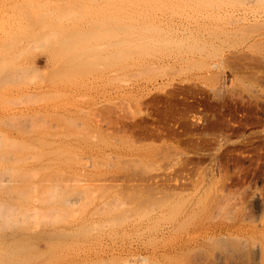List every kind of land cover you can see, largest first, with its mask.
Returning <instances> with one entry per match:
<instances>
[{
  "label": "rangeland",
  "instance_id": "rangeland-1",
  "mask_svg": "<svg viewBox=\"0 0 264 264\" xmlns=\"http://www.w3.org/2000/svg\"><path fill=\"white\" fill-rule=\"evenodd\" d=\"M0 8L8 166L0 182L24 184L10 197L16 205L27 192L31 219L55 231L52 220L102 221L105 185L122 181L132 202L126 176L163 184L161 195L153 189L161 200L132 213L136 225L104 212L106 223L76 242L79 258L264 264L263 0H0Z\"/></svg>",
  "mask_w": 264,
  "mask_h": 264
},
{
  "label": "bare ground",
  "instance_id": "bare-ground-1",
  "mask_svg": "<svg viewBox=\"0 0 264 264\" xmlns=\"http://www.w3.org/2000/svg\"><path fill=\"white\" fill-rule=\"evenodd\" d=\"M254 1V0H252ZM264 1V0H263ZM4 10L3 8H0V12ZM117 17H115L116 19ZM102 19H103V10H102ZM261 19L259 18L257 21H260ZM256 21V22H257ZM102 21V25H103ZM258 25V24H257ZM261 26V25H260ZM262 27V26H261ZM46 59V58H45ZM47 63H50V58L47 57ZM35 69L38 68V66L36 65V63L34 64ZM40 69V68H39ZM38 70V69H36ZM163 88V87H162ZM159 89V88H157ZM175 89V88H174ZM191 89V88H190ZM189 90V89H188ZM163 91H166V89ZM170 91V89H169ZM180 92V91H179ZM159 93V92H158ZM172 93V91H171ZM191 93V92H190ZM163 95V94H162ZM156 96H158L156 94ZM155 96V97H156ZM168 96V95H167ZM173 96V95H172ZM171 97V96H170ZM177 97V96H176ZM175 97V98H176ZM182 97V96H181ZM180 97V98H181ZM184 97V96H183ZM161 98H163L161 96ZM169 98V96H168ZM174 98V97H173ZM174 98V99H175ZM179 98V97H178ZM179 98V99H180ZM188 98V97H187ZM167 100V99H166ZM171 100V99H170ZM176 100V99H175ZM142 101V100H141ZM156 101V100H155ZM169 101V100H168ZM159 102V101H158ZM171 102V101H170ZM162 103V102H161ZM177 103V102H176ZM142 103H139V105ZM165 104V103H164ZM163 105V104H162ZM167 105V104H166ZM178 105V104H177ZM160 106V105H159ZM172 106H174L172 104ZM142 108V107H140ZM172 109V108H171ZM141 110V109H140ZM164 110V109H163ZM182 110V109H181ZM166 111V110H165ZM176 110H173V112ZM185 111V110H184ZM140 112V111H138ZM137 112V113H138ZM168 112V111H167ZM171 112V111H170ZM143 113V110H142ZM185 113V112H184ZM183 113V114H184ZM135 114V113H134ZM141 114V113H139ZM169 114V112H168ZM182 114V115H183ZM185 116V115H184ZM189 122V120H188ZM129 134V133H128ZM127 135V134H126ZM124 136V134L122 135ZM131 133H130V137H131ZM134 136V135H133ZM132 136V137H133ZM129 137V136H128ZM127 137V138H128ZM136 138V136H135ZM131 140V139H130ZM133 140V139H132ZM138 140V139H135ZM172 141V140H171ZM135 141H131V143H133ZM137 142V141H136ZM135 142V143H136ZM134 143V144H135ZM170 143V142H168ZM173 143V142H172ZM152 144V143H151ZM179 144V143H178ZM158 145V144H157ZM165 145V144H164ZM5 141L0 137V181L2 178V176L5 174H1L5 169H7L8 166H6V168H1V167H5L3 166V162H4V154H6V150H5ZM151 146H155V144L152 145H148L146 148L151 147ZM161 146V145H160ZM163 146V145H162ZM167 146V145H165ZM170 146V145H168ZM167 146V148H168ZM172 146V145H171ZM179 146V145H178ZM181 146V145H180ZM158 147V146H157ZM141 148V147H140ZM145 148V147H144ZM143 148V149H144ZM155 148V147H154ZM153 148V149H154ZM159 148V147H158ZM155 149V150H158ZM164 150L166 147H164ZM173 148V146H172ZM175 148V147H174ZM178 148V147H177ZM176 148V150H178ZM170 149V147H169ZM180 149V148H179ZM182 149V148H181ZM133 150V149H132ZM152 150V148L150 149ZM149 150V152H151ZM161 150V149H160ZM163 150V149H162ZM161 150V151H162ZM136 151V150H135ZM146 151V150H145ZM159 151V150H158ZM159 151V152H161ZM181 151V150H179ZM149 152L147 151L146 153L149 154ZM154 152V151H153ZM152 152V154H153ZM131 153V151H130ZM139 153V152H138ZM144 153V152H142ZM155 153V152H154ZM132 154V153H131ZM183 162V161H182ZM118 169V168H117ZM108 170V169H107ZM116 170V169H115ZM122 170V169H120ZM7 171V170H6ZM105 171V170H104ZM103 171V172H104ZM119 172V170H117ZM122 172H124L122 170ZM108 173V171H107ZM110 173V172H109ZM108 173V174H109ZM113 173H115L113 171ZM121 173V172H120ZM123 174V173H122ZM126 174V173H125ZM124 174V175H125ZM2 175V176H1ZM105 175V174H104ZM118 175V174H117ZM120 175V174H119ZM128 175V174H127ZM169 175V174H167ZM112 176V175H111ZM116 176V174H115ZM114 176V177H115ZM121 176V175H120ZM126 176V175H125ZM4 177V176H3ZM110 177V176H109ZM118 177V176H117ZM122 177V176H121ZM124 177V176H123ZM122 177V178H123ZM128 176H126L125 178L127 179V181L129 180V182L131 183H125L123 184L124 186H129L132 189H135V191L131 192L133 193L132 196H134V199H130L132 202H128L129 199H126L125 195L123 194L122 196V189L121 191L117 188L120 187L119 184L122 182H120L119 184L115 185L116 182L113 181L110 177V179L115 182V184L112 183V185H105V187L103 186L102 188H106V189H110L109 191L105 192L103 191L102 194V199L104 201V204L107 206L106 210L103 211L104 206L102 207V221L100 218H95L93 220V224L90 222L88 223V221H82V219H74L73 221H70L69 223H59L60 221L57 220H52L53 222H56V224L54 223L53 225H59L58 227H55V231H50L51 229H45L43 228V226L41 225L42 221L40 220H35V219H31V215L35 216V214L37 215V213H32L29 207V199H31V197L29 198V194L26 192V197L25 198H19V203L16 205L12 200L10 199V197H14L12 195H14V193L20 192L22 191V188L20 186L24 185L21 184L19 186H10V187H3L1 182H0V193L2 194V197L0 198V264H90L88 263L85 259H80L79 258V254L80 251L78 250L79 247H77L76 242L80 241V239H82L84 236V233L89 232V230L91 228H93L94 225H100L102 226V223H106L105 220V216H104V212L108 213V214H112L111 217L114 216H118V215H124L126 218H131V224L132 225H136L139 222H141L142 220L138 221V216L135 214H132L135 212V210L138 208V204L139 203H144V202H148V201H153V200H161L158 199L157 195L154 193L157 192L161 195L162 191L166 192L164 188H160V186L162 185H158L157 187H150V186H146L144 187L141 186V184H143V182L140 184V186L133 185L136 183V181L134 183H132L130 181V178H127ZM131 177V176H130ZM167 177V176H166ZM108 178V177H107ZM132 179L134 177H131ZM169 178V177H167ZM120 179V178H119ZM126 179H122V180H126ZM140 179V178H138ZM121 180V179H120ZM135 180V179H134ZM160 180V179H159ZM157 180V181H159ZM117 181V180H116ZM143 181V179L141 180ZM148 181V180H147ZM151 181V180H150ZM119 182V181H118ZM139 182V180L137 181ZM146 182V180H145ZM155 182V180H154ZM165 182V181H164ZM103 183V182H102ZM105 183V182H104ZM103 183V184H104ZM140 183V182H139ZM152 183V182H151ZM157 183V182H156ZM159 183V182H158ZM162 183V182H160ZM169 183V181L167 182ZM171 183V182H170ZM83 184V183H82ZM85 184V183H84ZM87 184V183H86ZM89 184V183H88ZM84 185V188H88L90 186L89 185ZM107 184V183H106ZM109 184V183H108ZM122 184V183H121ZM172 184V183H171ZM170 184V185H171ZM175 184V183H174ZM183 184V183H182ZM147 185V184H145ZM180 185V184H179ZM26 190L30 191L29 189L30 186L26 185ZM77 186V185H76ZM79 186V184H78ZM101 186V185H100ZM155 186V184H154ZM172 186V185H171ZM178 186V185H177ZM181 186V185H180ZM123 187V186H122ZM120 187V188H122ZM174 187V186H173ZM81 188L83 189V187L81 186ZM126 188V187H124ZM143 188V189H142ZM169 188V187H168ZM178 188V187H177ZM81 189V190H82ZM153 189H156L155 191H153ZM185 189V188H184ZM56 190V188H55ZM80 190V191H81ZM89 190V188H88ZM130 190V188L128 189ZM169 190V189H168ZM173 190V189H172ZM171 190V191H172ZM175 190V188H174ZM180 190V187H179ZM178 190V192H179ZM183 190V188H182ZM85 192H87L86 190H83ZM82 191V192H83ZM124 191V190H123ZM131 191V190H130ZM186 191V190H183ZM126 192V191H125ZM170 192V191H168ZM173 192V191H172ZM177 192V193H178ZM127 193V192H126ZM130 193V195H131ZM171 193V192H170ZM175 193V192H174ZM184 193V192H183ZM18 194V193H17ZM22 194H24V192H22ZM128 194V193H127ZM167 194V193H166ZM165 194V195H166ZM186 194V193H185ZM184 194V195H185ZM16 195V194H15ZM130 195H127L130 196ZM177 194H175L176 196ZM179 195V194H178ZM183 195V196H184ZM19 196V195H18ZM171 196V195H170ZM17 197V196H16ZM15 197V198H16ZM131 197V196H130ZM160 197H164V196H160ZM167 197V196H166ZM166 197L162 198L165 199ZM179 197V196H178ZM169 198V197H168ZM171 198V197H170ZM176 198V197H175ZM181 198V196L179 197ZM184 198V197H182ZM181 198V199H182ZM18 200V198H17ZM138 200V201H137ZM183 200V199H182ZM70 202V200H69ZM71 202H74L73 200H71ZM70 202V203H71ZM182 202V201H181ZM17 203V202H16ZM21 204V205H20ZM31 206V205H30ZM39 208H37L38 210ZM49 211L54 214V218L55 219H61V215L58 214V206L57 203H53L48 207ZM47 209V210H48ZM36 210V209H34ZM36 210V211H37ZM39 211V210H38ZM100 211V207H98L97 211L94 212L93 216ZM118 213H122V214H118ZM47 214V213H46ZM50 214V213H49ZM165 214V211H158L157 215H156V220L163 218ZM92 216V217H93ZM35 220V221H34ZM51 222V221H49ZM44 223V222H43ZM46 223V222H45ZM44 223V224H45ZM48 223V220H47ZM49 223V224H52ZM41 225L42 228L40 227H34L35 225ZM46 227V226H45ZM58 234L57 239H53V235ZM40 240H45L46 241V246L42 247L40 244ZM77 242V243H78ZM64 251V252H63ZM65 251L68 252V257H63L65 255ZM77 251V253H76ZM141 258L147 260L148 256L147 255H142ZM132 259V258H131ZM130 258H127L126 260H131ZM137 259V258H136ZM128 263L130 264V261H128Z\"/></svg>",
  "mask_w": 264,
  "mask_h": 264
}]
</instances>
